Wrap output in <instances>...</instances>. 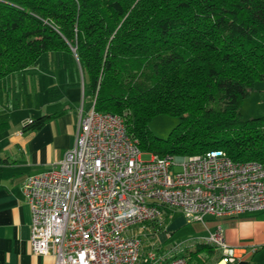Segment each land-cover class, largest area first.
Masks as SVG:
<instances>
[{
  "label": "trees",
  "instance_id": "1",
  "mask_svg": "<svg viewBox=\"0 0 264 264\" xmlns=\"http://www.w3.org/2000/svg\"><path fill=\"white\" fill-rule=\"evenodd\" d=\"M50 53L80 65L96 111L124 116L144 152L264 163V115L241 112L264 81V0H0V79ZM159 114L178 118L168 138L149 129ZM9 127L0 118V133ZM200 253L221 256L198 243L188 264Z\"/></svg>",
  "mask_w": 264,
  "mask_h": 264
},
{
  "label": "built area",
  "instance_id": "2",
  "mask_svg": "<svg viewBox=\"0 0 264 264\" xmlns=\"http://www.w3.org/2000/svg\"><path fill=\"white\" fill-rule=\"evenodd\" d=\"M143 153L125 117L96 111L93 101L62 160L23 184L32 252L54 264H188L184 253L205 243L220 251L215 264H236L240 249L222 227L170 249L160 237L177 209L186 223L264 211V163L236 161L223 149Z\"/></svg>",
  "mask_w": 264,
  "mask_h": 264
},
{
  "label": "crops",
  "instance_id": "3",
  "mask_svg": "<svg viewBox=\"0 0 264 264\" xmlns=\"http://www.w3.org/2000/svg\"><path fill=\"white\" fill-rule=\"evenodd\" d=\"M58 67L73 64L75 78L62 83L49 82L42 88L34 87L30 93L33 104L22 116L19 109L3 111L2 101L12 107L9 78H24L41 70L38 65L0 79V118L10 122L7 131L0 133V264H54L52 255H36L31 250L32 213L27 203L23 184L30 175L50 170L64 157L65 152L74 145L81 117L91 108V101L85 94L81 67L70 57L59 53L44 55ZM60 70V68H59ZM51 72V70H48ZM52 73V72H51ZM6 84L5 88L2 85ZM22 91V90H21ZM9 115V116H8ZM14 123L11 125L12 116ZM16 115V116H15ZM51 115L39 128L23 131L18 125H26L32 119ZM180 210H174L168 219V228L174 231L185 223ZM208 235L222 227L228 244L239 247L241 259L236 264H264V211L246 212L238 216L215 217L208 215L205 223ZM166 229V230H167ZM164 234L160 242H165ZM162 248V244L160 245ZM163 249V248H162Z\"/></svg>",
  "mask_w": 264,
  "mask_h": 264
},
{
  "label": "rangeland",
  "instance_id": "4",
  "mask_svg": "<svg viewBox=\"0 0 264 264\" xmlns=\"http://www.w3.org/2000/svg\"><path fill=\"white\" fill-rule=\"evenodd\" d=\"M72 52L73 55H75L74 57H76V54L74 53L75 48H72ZM67 57H70L69 54H67ZM40 62L41 70L39 72H33L32 75H28L25 78L24 76L21 78L15 76V83H13V78H9V81L6 83L9 84V91L11 95L10 99L14 105H12V107L9 109V105L7 106V101H2L3 103L1 106H3V111L8 112L9 114L10 111L13 112L14 109L18 108L20 110L18 114L19 116H22L25 112H21V110L26 111L24 108H29L33 104V96L31 98L29 92L32 93L34 87L38 86V88L43 89V87L48 85L49 82H55L57 79L64 83L67 80L72 81L75 78V73L72 67L73 64L71 65L67 62L63 68L61 66L58 67V64L57 66H54L48 59V56H46V58L42 57ZM48 70H51L52 73ZM2 85L5 88L6 84L2 83ZM241 112L243 118L245 119H251L253 117L264 115V81L256 82L254 90L243 100ZM0 114L3 115L1 112ZM11 116V125H13L15 124L14 116ZM177 124V117L169 114H159L149 121L148 126L154 135L160 138H168ZM18 126V128H23L25 125L23 126V124H21ZM152 154L153 153L150 152H144L142 158L149 159ZM184 223V225L180 226L174 231L167 229V231L164 233V236L167 237V240L165 242H160V245L162 244L163 249H170L176 244L183 246L187 244L190 245L194 239L200 237L206 231L204 225L201 223ZM166 228H168V222ZM148 240L145 242L146 250H149L150 242ZM214 256L215 255H212L207 258L204 253H200L195 255L192 260L190 259L189 264H213L214 262L212 260L215 258ZM250 258L247 262L248 264L251 262Z\"/></svg>",
  "mask_w": 264,
  "mask_h": 264
}]
</instances>
